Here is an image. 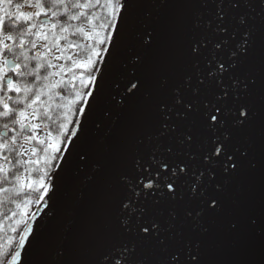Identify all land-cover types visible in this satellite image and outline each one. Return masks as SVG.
I'll list each match as a JSON object with an SVG mask.
<instances>
[{
    "label": "snow or ice",
    "instance_id": "6c2138e0",
    "mask_svg": "<svg viewBox=\"0 0 264 264\" xmlns=\"http://www.w3.org/2000/svg\"><path fill=\"white\" fill-rule=\"evenodd\" d=\"M0 264H264V0H0Z\"/></svg>",
    "mask_w": 264,
    "mask_h": 264
}]
</instances>
